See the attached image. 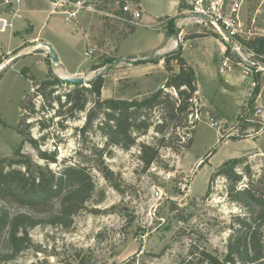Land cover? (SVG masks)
Segmentation results:
<instances>
[{"label":"rangeland","instance_id":"1","mask_svg":"<svg viewBox=\"0 0 264 264\" xmlns=\"http://www.w3.org/2000/svg\"><path fill=\"white\" fill-rule=\"evenodd\" d=\"M125 1L129 13L120 19L115 14L119 0L110 1L109 9L103 11L95 4L83 6L69 0H0V19L7 21L5 33H0V158L12 157L21 141L17 130L21 104L27 92H34L28 74L43 80L50 69L56 75L78 70L80 76L84 72L91 78L107 69L103 99H143L179 70L175 60L171 62L173 72L167 70L164 56L169 53L163 48L139 56L163 43L162 32L179 44L187 34H207L190 40L182 51L189 64L197 65L198 84L190 107L193 113L183 124L196 125L173 129L170 123L165 127L172 138L159 145L158 157L145 167L139 157L140 145L159 143L163 133L157 132L155 125L164 116L159 108L144 111L153 126L134 146H110L102 156L96 153L104 146L101 134H92L83 143L76 130L84 122V113L80 120L69 121L63 131L56 124L41 131L36 122L40 114L31 115L32 134L39 137L50 132L45 148L54 150L57 145L59 160L71 156V161L88 167L97 187L72 227L32 228L29 247L0 264H177L196 248L224 258L237 216L246 214L234 199L232 187H250L264 195V120L259 122L255 116L260 86L251 89L256 78L250 58L254 51L247 50L237 37H224L213 25L218 10L228 14L231 4L239 1L244 28L264 35V0H179L184 7L178 11V19L173 23L163 16L155 26L147 14L138 24L135 14L141 13L140 0ZM148 1L155 7L160 0ZM102 16L117 21L105 25ZM126 24L135 28L125 39ZM47 39L60 49L64 63L54 65L47 46L44 50L33 46V42ZM22 41L24 45L19 47ZM89 48L94 52L88 56ZM150 54H155L151 60L157 63L135 61ZM226 57L233 69L221 73ZM93 66L99 68L93 70ZM245 67L250 68L249 75ZM168 90L175 94L174 89ZM191 136L187 149L182 145ZM25 151L34 153L29 145ZM242 153L249 154L239 157L235 169L241 175L238 182L213 176L225 162ZM104 167L113 170L112 180L105 178ZM53 168L59 167L53 164ZM14 210L27 208L15 206ZM254 225L264 241V222L257 219Z\"/></svg>","mask_w":264,"mask_h":264},{"label":"trees","instance_id":"2","mask_svg":"<svg viewBox=\"0 0 264 264\" xmlns=\"http://www.w3.org/2000/svg\"><path fill=\"white\" fill-rule=\"evenodd\" d=\"M110 1L112 0H69L83 6L95 4L98 11L108 10ZM118 7L115 11L116 17L123 19L129 13V10L125 9L126 1L119 0ZM183 7V4H180L179 10ZM102 17L105 25L112 19L117 21L116 17ZM168 18L174 23L178 15ZM126 27L128 31L122 38L128 37L135 28L129 24H126ZM204 35L207 34H187L184 40ZM238 39L247 50L254 51V60L264 64V35ZM173 60L179 65L176 73L171 65ZM164 61L167 70L173 73L163 86L150 96L132 100L103 99L104 75L86 82H72L61 79L50 69L46 78L36 80L24 69L34 85V92H27L21 104V117L17 127L21 141L14 155L0 158V261L13 259L28 248L31 243L30 230L36 226L57 225L66 229L72 227L75 216L87 209V204L97 187L93 173L88 167L71 161V156L69 160H59L57 145L54 150L45 148L50 132H45L39 137L34 136L31 132L32 122H28L30 116L40 114L36 122L41 131L55 124L63 131L69 121L80 120L81 114L84 113V122L76 130L79 131L83 143L90 135L100 133L104 138V146L96 153L102 156L110 146L119 145L125 149L134 146L138 138L147 134L153 126L144 111L159 108L164 114L162 121L155 125L156 131L163 133L159 143L140 145L139 157L144 166L149 167L159 155V145L164 146L172 138L173 134L167 136L165 133V127L170 123L173 129L180 126L192 128L196 125L183 124L188 115L193 113L190 107L198 92L196 71L183 56L181 44L178 50L164 56ZM97 68L99 66H93L92 69ZM168 89H174L175 94H171ZM51 111L53 114H49ZM191 140L192 136L182 146L188 149ZM26 145H29L34 153L25 151ZM229 162H225L213 176L223 175L236 183L241 178L235 170L240 160L235 158ZM53 164L59 167L58 170L53 168ZM102 172L106 179L112 180L113 170L104 167ZM232 192L236 194L234 199L246 209V214L237 216L236 227L230 236L225 257L220 258L206 249L196 248L191 249L189 255L177 264H260L264 261L262 233L254 225L257 219L264 222V195H258L250 187L236 190L233 186ZM15 206L25 207L27 210H14ZM257 206L261 207L258 211L255 209Z\"/></svg>","mask_w":264,"mask_h":264},{"label":"built area","instance_id":"3","mask_svg":"<svg viewBox=\"0 0 264 264\" xmlns=\"http://www.w3.org/2000/svg\"><path fill=\"white\" fill-rule=\"evenodd\" d=\"M126 10H129L130 7L127 5L125 8ZM240 12H241V3L239 1H234L229 9L228 14H225L222 10H218L215 13V18L213 25L218 29V31L226 38L228 37H241V38H254L255 36H260L257 32H252L251 30H247L243 26V22L240 19ZM136 18L141 17V13L137 12L135 14ZM2 25V28H0L2 31L5 30L7 21L6 19H0V26ZM94 50L92 48H89V50L86 51V54L89 56L92 54ZM9 55L12 54V51L8 52ZM254 53L250 55L251 63L253 65V68L251 71L256 73V78L252 79V87L258 88L260 86V89L257 93V102L258 107L255 111V116L259 119V122H262L264 120V64L257 62L253 59ZM12 58V57H10ZM250 67V66H249ZM249 67H245V73L249 75L248 70L250 71ZM233 69L232 61L226 57L224 60H222L220 71L221 73H227L230 72Z\"/></svg>","mask_w":264,"mask_h":264},{"label":"crops","instance_id":"4","mask_svg":"<svg viewBox=\"0 0 264 264\" xmlns=\"http://www.w3.org/2000/svg\"><path fill=\"white\" fill-rule=\"evenodd\" d=\"M140 5H141V17L139 18L138 20V24H141L143 22V19H144V15H150L152 16V20L154 21L153 22V25L155 26L156 22L158 19H162L161 17H174V16H177L179 14V0H160L159 2H157L155 5V7H151V3L148 1V0H140ZM167 10H168V13H167ZM53 12V11H52ZM178 19V18H177ZM176 19V20H177ZM177 23L179 24V21H177ZM6 31V30H5ZM5 31H2L0 29V33H5ZM178 34H180V31L177 30ZM7 33V32H6ZM183 34V31L181 32ZM198 33H200L198 31ZM185 34V33H184ZM161 36H162V40H163V43L160 44L159 46H155V47H152L151 49H148L146 51H144L143 53H141L139 56H143L145 55L146 53H149V52H152V50H159L160 48H163L164 51H166V53H170L172 51H175V50H178L179 49V45L181 44L183 47H182V51L184 52L185 51V48L187 47V45L189 44L190 40L192 39H200V37H196V38H189L187 40H183L179 43H177V40L175 41L173 37L171 38H168V36L165 35V33H161ZM203 38V37H201ZM126 39V38H125ZM124 39V40H125ZM88 40V39H87ZM54 41H52V39H47L45 41H40L39 43H36L34 44L35 42H33V46L36 45V48H40V49H45L46 48V44H50L55 53H56V56L58 58V62H53L54 65H57L59 63H64L65 62V57H63L61 55V51L58 47L55 46V43H53ZM22 45H24V42L22 41L20 44H19V47H21ZM45 46V47H44ZM157 50V52H158ZM11 51L10 49L8 50V52ZM49 54V51L47 52ZM138 56V57H139ZM184 56V55H183ZM185 57V56H184ZM67 58V57H66ZM186 58V57H185ZM187 59V58H186ZM163 60V59H162ZM161 60V61H162ZM190 61H192L190 59ZM194 62V61H193ZM193 64V63H192ZM195 69H197V65L196 64H193ZM80 71L78 70H74V71H66V72H62V73H58L57 76H59L60 78H67V77H83L85 78L86 80H91V78H87V76H85L86 74H84V72H82V75L80 76L78 73ZM89 72V71H88ZM92 72V71H91ZM197 72V70H196ZM226 139V138H225ZM230 141V138H227V142ZM252 152V151H251ZM264 150H262L261 153H263ZM255 152H252V154H254ZM246 154H249V153H242L238 156H236V158H239V157H243L244 155ZM251 155V154H250Z\"/></svg>","mask_w":264,"mask_h":264},{"label":"water","instance_id":"5","mask_svg":"<svg viewBox=\"0 0 264 264\" xmlns=\"http://www.w3.org/2000/svg\"><path fill=\"white\" fill-rule=\"evenodd\" d=\"M178 33V32H177ZM46 46L48 47V50H49V54H50V58L52 59L53 62H58V58L56 56V53L53 49V47L50 45V44H46ZM155 56V54H150L146 57H136L135 58V61H140V62H143V61H149L151 60L153 57ZM107 69H104L100 74H97L95 76H93L91 79H94L95 77L97 76H100V75H104V73L106 72ZM63 80H68V81H72V82H86L87 80L83 77H67V78H61Z\"/></svg>","mask_w":264,"mask_h":264},{"label":"bare ground","instance_id":"6","mask_svg":"<svg viewBox=\"0 0 264 264\" xmlns=\"http://www.w3.org/2000/svg\"><path fill=\"white\" fill-rule=\"evenodd\" d=\"M45 47V46H44Z\"/></svg>","mask_w":264,"mask_h":264}]
</instances>
